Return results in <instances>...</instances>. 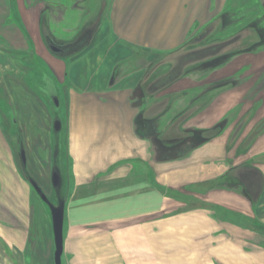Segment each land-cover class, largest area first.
<instances>
[{"label":"crops","instance_id":"obj_1","mask_svg":"<svg viewBox=\"0 0 264 264\" xmlns=\"http://www.w3.org/2000/svg\"><path fill=\"white\" fill-rule=\"evenodd\" d=\"M87 1L90 2V0H0V47L2 43H7V47L12 51L28 55L30 48L34 46L35 55L52 68L59 83L65 84L58 93L60 97L62 96L63 112L67 120L69 154L73 160L75 175L74 191L77 189L90 191L89 184L93 185L91 182L100 173L106 175L97 185L105 181L109 183L116 181L120 184L121 192L133 191L129 186L132 184L131 179L136 178L138 182L142 180L145 170L143 165L152 167L157 173V165L151 160L150 136L139 131V126L135 122L138 110L129 100L130 92L143 77L141 70L139 72L137 69L139 67L137 64L143 60L145 64L149 62L147 59L150 55L161 57L173 53L185 55L188 50L197 48L209 33L213 35L219 32L221 28L219 21L222 20L220 17L230 4V0H102L104 9L99 14L97 9L101 6V0H96L94 11L82 12ZM44 4L53 8L57 15L49 28L59 41L73 39L83 28L89 25L92 27L88 45L67 61L56 59L41 50L45 47L43 30L39 27V12ZM138 51L145 53V57L138 56L136 54ZM184 59L185 65L202 61V59L196 61H184ZM117 65L126 69L127 80L122 82L123 79H120L111 85V77ZM143 69L147 72L146 67ZM126 82L129 84L125 85ZM180 90L181 87L176 89L175 84L166 93L173 95V92ZM222 93L213 110L212 118L206 113L200 120V127L209 128L222 118L233 116L241 101L242 93L229 89ZM237 99L239 103L236 102ZM183 105L184 103L177 104L163 119L162 127L168 125ZM143 106L145 119H154L164 110V107H160L154 112H149L152 102L148 95ZM178 123L179 120L170 126L171 130L166 132L168 137H176L181 133V126ZM235 127L237 122H232L227 134L223 133L189 157L164 163L162 184L205 185L225 174H229L234 180L238 178V173L243 170L240 169L242 162L254 160V157L247 154L237 158L234 154L227 153V164L221 157L219 159L215 157V153L223 148L224 141L230 138ZM240 144L241 139H238L236 146L239 147ZM221 160L224 162L221 163ZM230 163L233 165L231 170ZM254 166L261 174V188L255 200L251 202L250 208L253 210V219L264 225V165L254 164ZM131 175L135 176L132 178ZM142 186L150 189L146 184ZM101 190L105 191V189ZM232 194L233 197H229L227 207H232L231 204L234 202L233 205L240 213L242 205L239 201L235 203L237 201L234 198L241 193L235 187L229 195ZM242 200L243 208L247 210L248 198L243 197ZM235 211L236 209L233 213L237 214ZM184 213L179 221L194 219L197 221L202 218L204 222L206 221L204 216H201L204 212L194 215L187 212L191 216L189 219L183 217L187 216ZM185 226L180 227V232L174 230V235L169 233L165 235L166 239L170 238L176 242L180 240L181 244V239L186 240V235L191 234L188 233L191 227ZM236 231L237 228L231 224L228 228L230 237L226 249V255L229 261L231 260L230 264L236 261V255L240 251L241 244L236 241L242 238L236 235ZM178 234H180L179 239L176 238ZM206 236L200 238L201 241L213 238L208 233ZM243 236V239H247L244 234ZM211 246L213 249L216 248ZM243 253L246 258L250 254L244 249Z\"/></svg>","mask_w":264,"mask_h":264},{"label":"rangeland","instance_id":"obj_2","mask_svg":"<svg viewBox=\"0 0 264 264\" xmlns=\"http://www.w3.org/2000/svg\"><path fill=\"white\" fill-rule=\"evenodd\" d=\"M228 5L227 10L230 13L232 12L230 14V20L235 25L239 23L240 25L246 24L248 21L259 19V22L262 21L261 26L264 27V0H230V4ZM95 8L96 0H90V2L87 1L82 12L83 10L86 12L94 11ZM220 18L222 19V17ZM219 23L222 22L219 21ZM226 34L225 32L216 34L215 38H219L220 40L226 39ZM237 38L238 36L235 37V39ZM258 40V35L254 31H245L239 36V42H237L235 47L236 49H242ZM3 49L5 48L0 47V57L2 58L4 57ZM41 50L45 53L47 52L45 48ZM213 50L215 49L212 45H202L200 43L197 48L188 50L185 55H178L177 53L169 54L165 57L150 55L147 59L149 62L145 64L147 73L153 65L159 68L156 73L165 75L169 69L168 65L171 64L173 66L172 69H175L176 67L178 68L181 60L183 61L184 58V61L201 60L205 55H211ZM7 52H9L8 49ZM12 54L15 55L14 52ZM36 57L39 58L37 55ZM31 66L32 64L28 61L26 67L23 69L34 78L37 73H32ZM18 67L19 65L15 61H7V73H10L11 76H14V72L18 70ZM213 72L214 75L211 78L214 79L234 77L236 82L240 83L236 86V93H242L240 97L242 99L246 98L249 90L254 89L264 78V45H258L252 52L236 55L228 63L222 66L218 65V68L213 69ZM0 75H2L0 77V83L3 85L5 83L3 75L5 73L2 66L0 67ZM183 76L184 79L176 83V89L178 87L187 89L196 87L195 75ZM249 78L251 79L250 81H248ZM28 83L31 87L35 86V83L32 81ZM126 84H129V82H126ZM230 88L231 86L227 84L217 92L221 93V91L223 92ZM171 89L170 87L169 90ZM240 89L242 92H238ZM189 91L190 96L195 95V90L193 92L192 90ZM217 92L215 91L214 93L217 95ZM29 93L32 92L30 90L26 94L18 92L13 82L7 77V99L10 97L11 103L17 106V116L24 119L30 125L29 128L34 130L37 129L36 126L40 122L36 117V110L35 112L31 110L32 108L33 110L35 109L34 105H37V101L33 100ZM162 94L165 93L163 92ZM169 96L173 97L176 106L177 104L184 103L180 101V92H173V95L169 94ZM256 96V101L248 112L246 109L249 103H247L248 105H244L242 101L240 103L238 99L236 101L239 103V107L241 105L243 107L244 105L239 112V116H241L240 128L245 127L244 133L245 131L246 133L244 135L242 134L240 151L248 153L250 149L251 151L248 155L255 158L252 160V163L264 165V153L258 154L264 152V92L261 97ZM236 97L238 98V96ZM254 98L252 96L248 100L250 101ZM192 107L188 108L191 111L187 110V113H192L196 109L195 106ZM215 112L218 113V111ZM197 114L191 116L195 117L192 121L188 120L187 126L190 127L196 124L201 126L200 117L203 115L200 114L199 116ZM213 114L214 111L207 113V116L212 118ZM62 117L66 119L64 112ZM225 119L227 124L220 135H218L219 137L223 133L227 134L228 127L233 122L232 120L229 121V118ZM259 121L262 122L259 123ZM64 123L67 126V120ZM43 124L46 125V121ZM249 131H252L251 138L247 134ZM246 134L248 138H244ZM231 141V138L226 139L223 143V148L221 147V150L219 149L215 153V157H218L217 159L220 157L224 159L225 164H227L226 150L228 148L230 149ZM15 161L14 157L7 159V174L10 169L12 179L10 180L7 175V181L10 182V185L8 186L7 184V187L11 190L10 199L12 201V203L8 202V206L11 208V205L18 198L23 200L32 199L34 219L38 221L37 231L40 235L41 243L47 249L50 244L47 245L48 239H46V242L44 240L45 235L47 237L50 231V214L48 208L45 205L39 207L37 204V193L30 187V181L26 180V183L22 179L19 180V169L17 170ZM223 162L221 160V163ZM70 163L72 164L71 159ZM156 168L157 187L155 192L151 189L148 190L147 187L143 188L141 184H136L134 189H132L133 191L125 190L121 192L119 189L120 184L116 181H112V183L105 181V183H101L98 187L94 186L95 183L103 180V178L105 179V175L99 181H97L98 179L93 180L91 182L93 185L89 184L91 190L87 192L83 189L74 191V185H72L71 181V188L69 189L68 187L66 190V206L65 199L60 201V204L62 202L64 203V208L67 213L66 236L74 242V245H72V248H74L73 257L76 259L77 264H79L78 261H85L82 264H230L229 262L231 260L229 261L226 255V249H228V238L230 237L228 228L231 224L237 228L236 235L242 238L240 241H236L241 245H239L240 251L238 250L239 254L236 255V261H232L233 264H264V230L257 231L255 229V225L260 226V224L253 219V210L250 208V204L247 210L243 208L244 202L242 195L234 198L237 201L235 203L239 201L242 205L240 213L238 212V208L233 205L234 202L231 204L232 207H227L229 205V197H233V194L232 196L229 195L232 190V188H229L230 181H227L228 184L226 185L222 184L224 182L223 180L222 182H216L215 180L212 184L207 185L166 186L162 184L161 180L164 165H157ZM142 175L145 177L144 172ZM46 180L47 178L44 179V182ZM92 188L99 189V191L95 192ZM101 189H105V191ZM234 209H236L235 212L237 214L233 213ZM183 211H189L190 215L204 212L201 216H204L207 223L206 221L204 222L203 218L197 221L194 218L192 221H179L183 215L181 213ZM184 215H187L183 216L188 217L187 219L191 217L188 213H184ZM185 225L189 226V228L191 227L188 230V233L191 232V234L186 235L187 242L181 239L182 242L180 244V240L176 242L170 238L166 239L165 235L168 233L174 235V230L180 232V227L182 226L183 228ZM35 226L37 225L35 224ZM206 233L213 238L201 241L202 239L200 238L206 236ZM15 234V231L11 232L12 237ZM243 234L247 239H243ZM176 238L179 239L180 234ZM243 242L245 246H243ZM205 245L207 246L205 247ZM211 245L216 248H211ZM11 246L13 247V245ZM17 246L23 248V245L19 244ZM243 249L245 252H250L247 258L244 257ZM216 252H218L217 255ZM65 260L67 264V259Z\"/></svg>","mask_w":264,"mask_h":264},{"label":"flooded vegetation","instance_id":"obj_3","mask_svg":"<svg viewBox=\"0 0 264 264\" xmlns=\"http://www.w3.org/2000/svg\"><path fill=\"white\" fill-rule=\"evenodd\" d=\"M100 2L101 6L97 9L98 14L104 9L103 1L101 0ZM56 16L54 9L47 4H44L39 12V27L43 30V45L47 52L53 57L67 61L73 57V51L92 33V27L89 25L83 28L73 39L59 41L54 37L49 28L51 23L56 20ZM5 24L7 25V19ZM225 25V17L223 16L220 29L225 27ZM252 27L256 31L259 40L245 47L246 50L249 49L250 51L259 44L264 45V29H260L259 31L256 29L255 25H252ZM220 31L221 30H219V32ZM219 32L213 33V35L219 34ZM211 34L212 33H209L203 39L202 45H212L215 50H213L211 55H205L200 62L185 65L181 60L180 65L175 69H172L173 66L170 64L171 66L168 65L169 69L165 75L156 73L159 68L153 65L148 73L145 72L143 69L146 67L144 60L137 64V67L139 66L137 69L139 72L141 70L143 77L130 92L129 100H131L132 106L138 110L135 122L139 126V131L150 136V148L152 150L151 160L155 165H161L171 160L177 161L189 157L200 147L217 139L219 137L218 135H220L227 124L226 119L222 118L209 128H203L199 125L187 126L188 120L192 121L195 117H191L194 112L198 113L197 115L199 116L200 114L204 116V114L210 113L215 109L220 94H223L222 91L221 93L217 91L222 87L228 84L231 86L229 91H234L237 89L236 86L240 84L236 82L234 77V79L232 77H223L219 79L211 78L214 75L211 69L220 62L230 58V54L242 50L236 49L235 47L237 42H239V37L237 39L233 37L222 42L214 41L206 44L205 42L212 36ZM2 44V47L5 49L2 50V52H4V57H0V67L2 66L4 68L5 75H3V78L5 79V83L3 85L0 83V264H56V243L52 229L49 205L54 207L59 206L60 201L65 199L66 206V190L68 187L69 189L71 188V181L72 185H74L73 187H75L74 165L69 154L67 126L64 123L66 119L62 117L63 99L58 93L60 89L64 88L65 84L59 83L52 68L34 55V46L30 48V52L25 56V53L12 51L7 47V43ZM7 49L10 53L7 52ZM52 49H55L57 54ZM12 52H14L15 55H13ZM7 61H15L16 64L19 65L18 70L14 72V76L7 73ZM28 61L32 64V73H37L34 78L23 69L26 67ZM210 70L212 72H210ZM183 75H185V77L188 75H195L196 87L193 89L181 88V90L178 91L180 92V101L184 102V105L179 112L171 118L168 125L162 127L163 119L173 111L176 106L173 97L169 96L166 91H169L170 87L172 88L176 83L184 79ZM126 76V69L119 67L111 77V85L115 84L120 79H123L122 82H124L127 80ZM0 77H2V75H0ZM7 77L13 82L18 92L26 94L28 90H30L34 93L29 94L32 96L33 100L37 101V105H34L35 109H31L34 112L36 110V117L40 122L39 125L36 126L37 129H30V125L20 116H17V106L11 103L10 97L7 99ZM250 80L249 78L248 81ZM29 81L35 83V86L31 87L28 83ZM189 90H192V92L195 90V95L190 96ZM215 91L217 95L214 93ZM163 92L165 94H162ZM263 92L264 78L254 89L249 90L246 98H241L244 105H248L247 103H249L246 109L247 112L253 107L256 101V95L261 97ZM147 95L152 102V106L148 109L149 112H154L156 109L164 107L162 113L156 115L154 119L144 118L145 113L143 105ZM252 96L255 98L249 101L248 98L251 99ZM57 103L58 106L56 107ZM192 106H195L196 109L192 113H187L188 108ZM243 107L242 105L240 107L238 106L233 112V116L226 117L229 118V121L234 119L232 121L234 123L237 122V127H235L230 134L232 141L230 149L228 148V150H226V154L232 153L237 158L245 156L251 151L249 149L248 153L241 152V145L239 147L236 146V140L238 138L241 139L242 134L244 135L245 127L240 128L241 116H239V112ZM188 111L191 110L189 109ZM202 117L200 118L202 119ZM177 120H179L178 124L181 126V133L176 137H168V133L166 132L171 130L170 126L174 125ZM45 121L46 125L43 124ZM260 122L262 121H259V123ZM59 124V131H56L57 125ZM251 132L252 131H249V133H247L250 138L252 136ZM33 133L34 135H32ZM247 134L244 138H248ZM8 157L10 159L14 157L16 160V168L17 170L19 169V180L22 179L26 183V180L34 182L38 190H40L41 196L45 198L44 201L41 199L42 197L37 194V204L39 207L45 205L50 214V231L47 237L45 235L44 240V242H46V239H48L47 245L50 244L47 249L40 241V235L37 231L38 221L34 219L32 199L23 200L18 198L14 204L11 205V208L8 206V202L12 203L10 199L11 190L7 187V184L8 186L10 185V182L7 181V175L9 179L12 180L9 167L7 174ZM70 159L72 160V164L70 163ZM252 160L253 159L242 162L240 169L243 170L238 173V178L236 177L235 179L236 183L230 184V187L228 185V187L232 189L237 187L241 195L244 198H248L249 204L255 200L254 198L261 188V176L259 172L253 169L255 166ZM143 167L145 169L143 171L147 176L144 177L143 175L142 180L138 182V179L133 178L135 175H131L133 179H131L132 184L129 186L134 189L135 185L138 183L141 185L146 184L155 192L157 187L155 181L157 173H155L152 167L148 168L146 165H143ZM231 169H233L232 163H230V170ZM54 174H56L58 178L57 187L53 184ZM103 175H106V173L98 174L93 180L95 181V179H98L97 181H99L102 179L101 177H103ZM46 178L47 180L44 182ZM97 183H95L94 186L98 187L99 185H97ZM29 184L33 189L31 183ZM92 190L95 192L99 191V189L93 188ZM34 192L36 191L34 190ZM184 212L187 213L189 211ZM66 216L67 213L64 208L62 231L63 249L60 256V264H66L65 259H67V264H77L76 259L73 257L74 248H72V245H74V242L66 236ZM35 224L37 226H35ZM255 228L257 231L264 230V226L262 225H255ZM7 231H9V233H7ZM12 231L16 233L14 237L11 236ZM19 244L23 245V248H19L17 246ZM11 245H13V247ZM65 256H67V258H65ZM78 262L82 264L85 261Z\"/></svg>","mask_w":264,"mask_h":264},{"label":"trees","instance_id":"obj_4","mask_svg":"<svg viewBox=\"0 0 264 264\" xmlns=\"http://www.w3.org/2000/svg\"><path fill=\"white\" fill-rule=\"evenodd\" d=\"M232 13V12H231ZM227 9L224 11V13H223V15H222V17L224 16L225 17V22H226V25H225V27H222V29H220L221 31L219 32L220 34H222V32H225V34H226V32H227V34H226V39H219V38H215L216 37V34H214V35H212V36H210L209 37V39L205 42L206 44L207 43H212V42H214V41H220V42H222V41H225V40H227V38H229V39H231V38H233V37H236V36H240L241 34H243L245 31H254L255 33H256V31L254 30V28L252 27V25H255L256 26V29L257 30H259L260 31V29H264V27L263 26H261V23H262V21H260L259 22V19L258 20H251V21H248L246 24H241L240 25V23L239 24H234V23H232L231 22V20H230V14H231ZM221 22H222V20H221ZM243 23V22H242ZM222 24V23H221ZM231 28V29H230ZM236 28V29H235ZM226 29H230V30H226ZM242 32V33H241ZM257 34V33H256ZM91 35H92V33L90 34V37H91ZM220 36V35H219ZM89 37V38H90ZM251 45V44H250ZM259 45H262V44H259ZM247 47V46H246ZM256 48V47H255ZM255 48H252L251 50L253 51ZM84 49V48H83ZM83 49H81L80 51H82ZM245 49V50H244ZM241 50V49H240ZM80 51H78V52H76V53H74L72 56H74V55H76L77 53H79ZM252 51H250L249 49L248 50H246V48L244 47V48H242V50L241 51H236V52H234V53H232V54H230L229 55V57L230 58H227L226 60H224L223 62H220L218 65H220V66H222L223 64H226V63H228V61L231 59V58H233L234 56H236V55H238V54H241V53H243V54H246V53H249V52H252ZM138 56H141L142 58L143 57H145V53H142L141 51H138L137 53H136ZM218 65H216L213 69H217L218 68ZM119 67L120 66H118L117 65V67L115 68V72L119 69ZM213 69H211V70H213ZM210 70V71H211ZM114 72V73H115ZM194 114H196V112H194L193 113V115ZM253 169L255 170V171H257V172H259V170L257 169V168H255V167H253ZM259 175L261 176V174H260V172H259ZM222 180L224 181L223 183L224 184H228L227 183V181L229 180L230 182H229V184H235L236 183V180H234V179H231L230 177H229V174H225L223 177H221V178H219V179H217L216 180V182L217 181H219V182H222ZM226 180V181H225ZM213 182V181H212ZM212 182H210V183H207V184H212ZM222 183V184H223ZM207 184H205V185H207ZM184 212V211H183ZM256 229V228H255Z\"/></svg>","mask_w":264,"mask_h":264},{"label":"water","instance_id":"obj_5","mask_svg":"<svg viewBox=\"0 0 264 264\" xmlns=\"http://www.w3.org/2000/svg\"><path fill=\"white\" fill-rule=\"evenodd\" d=\"M90 35L87 36L86 39H84V42H82V44L80 46H78L72 54L80 51L81 49L85 48L88 43H89V38ZM56 48V47H54ZM55 53H56V50L55 49H52ZM57 54V53H56ZM58 106V103L56 104V107ZM59 125H57V128H56V131H59ZM23 153V152H21ZM31 183V186L33 187V189L36 191V193L38 195L41 196L40 194V190H38V187L36 186V184L32 181H30ZM53 184L55 187L58 186V178L56 176V174H54L53 176ZM42 200L45 201V198L43 196H41ZM49 210H50V213H51V221H52V229H53V233H54V238H55V245H56V258H55V261H56V264H60V256H61V253H62V231H63V216H64V203L62 202L61 204H59V206H51L49 205Z\"/></svg>","mask_w":264,"mask_h":264}]
</instances>
